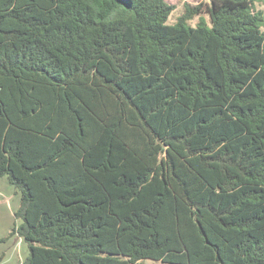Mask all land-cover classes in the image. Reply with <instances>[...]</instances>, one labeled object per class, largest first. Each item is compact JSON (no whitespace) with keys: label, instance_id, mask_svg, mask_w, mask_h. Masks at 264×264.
Wrapping results in <instances>:
<instances>
[{"label":"trees","instance_id":"1","mask_svg":"<svg viewBox=\"0 0 264 264\" xmlns=\"http://www.w3.org/2000/svg\"><path fill=\"white\" fill-rule=\"evenodd\" d=\"M0 0V178L23 264H264L254 0ZM206 11L208 23L188 20Z\"/></svg>","mask_w":264,"mask_h":264},{"label":"rangeland","instance_id":"2","mask_svg":"<svg viewBox=\"0 0 264 264\" xmlns=\"http://www.w3.org/2000/svg\"><path fill=\"white\" fill-rule=\"evenodd\" d=\"M173 5V10L168 16L167 23H174L177 18L184 12L186 6L194 7L202 4L204 8L210 0H166ZM255 10H258L264 16V0H254ZM209 21L206 11L194 15L188 20L190 25L197 24L200 20ZM209 25V23H208ZM264 30V26L262 27ZM14 188L9 185L5 177L0 178V238L8 235L10 228L15 222L18 224L19 219L13 216L14 209L19 204V195L14 193ZM27 246L22 238L16 234L7 237L0 242V264H23V259L27 254Z\"/></svg>","mask_w":264,"mask_h":264},{"label":"crops","instance_id":"3","mask_svg":"<svg viewBox=\"0 0 264 264\" xmlns=\"http://www.w3.org/2000/svg\"><path fill=\"white\" fill-rule=\"evenodd\" d=\"M5 179H6V178H5ZM17 206H18V205H17ZM16 208H17V207H16ZM16 208H15V209H16ZM15 209H14V210H15Z\"/></svg>","mask_w":264,"mask_h":264}]
</instances>
